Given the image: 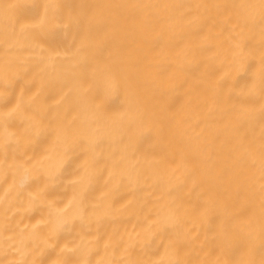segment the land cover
I'll return each instance as SVG.
<instances>
[{"label":"bare ground","instance_id":"1","mask_svg":"<svg viewBox=\"0 0 264 264\" xmlns=\"http://www.w3.org/2000/svg\"><path fill=\"white\" fill-rule=\"evenodd\" d=\"M0 264H264V0H0Z\"/></svg>","mask_w":264,"mask_h":264}]
</instances>
